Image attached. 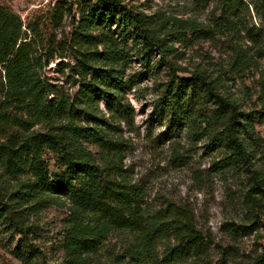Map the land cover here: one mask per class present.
I'll return each instance as SVG.
<instances>
[{
	"label": "rangeland",
	"instance_id": "1",
	"mask_svg": "<svg viewBox=\"0 0 264 264\" xmlns=\"http://www.w3.org/2000/svg\"><path fill=\"white\" fill-rule=\"evenodd\" d=\"M96 1L0 0V5L21 18L23 35L36 40L39 50L48 48L54 53L44 73L61 95L78 91L75 64L86 49L80 38L74 39V32L81 11ZM120 1L149 16L163 41L162 48L152 52L132 39L125 43L115 26L94 32L103 41L110 36L121 51L124 92L135 108V118L111 133L123 142L120 166L126 182L141 191L146 216L163 223L153 251L155 264H258L264 258V185L252 197L248 192L254 184V170L264 176V50L252 46L245 33L240 35L228 25L219 27L221 12L215 0ZM246 20L249 25L254 22L248 16ZM104 45H99L100 52ZM259 55L262 58L257 60ZM247 56L255 60L243 64ZM169 64L177 78L205 72L234 96L244 114L242 125L253 153L247 169L217 168L229 154L225 149H209L204 122L215 106L198 100L187 112L190 89L180 102L166 98L173 79ZM100 110L109 117L103 101ZM48 130L42 125L34 128L36 132ZM3 142L6 139L0 137ZM88 148L94 152L95 165L105 168L112 156L95 146ZM44 159L53 176L61 173L56 154L47 152ZM33 181L30 171L12 178L0 167V186H5L0 202V264H64V230L72 206L67 195L30 202L32 198L24 193ZM17 220L23 223L26 237L15 231ZM185 222L200 235L203 251L172 262L167 253L177 247L176 228L182 230ZM21 244L30 247L23 249L22 258L16 256ZM134 244V235L115 232L93 255L92 264H127L124 256Z\"/></svg>",
	"mask_w": 264,
	"mask_h": 264
},
{
	"label": "trees",
	"instance_id": "2",
	"mask_svg": "<svg viewBox=\"0 0 264 264\" xmlns=\"http://www.w3.org/2000/svg\"><path fill=\"white\" fill-rule=\"evenodd\" d=\"M215 1L221 12L219 27L228 25L240 35L245 33L244 38L252 46L259 45L264 50V0ZM247 16L254 21L252 25L247 24ZM53 19L58 23L56 16ZM114 26L125 43L132 39L134 44H143L145 50L152 52L163 46L145 13L120 0L90 3L88 10L81 11L74 32V39L80 38L86 49L85 53L80 51L81 59L75 64L80 79L74 83H79L78 91L61 95L44 73L54 53L48 48L39 50L36 40H30L27 34L24 38L21 18L0 5V137L6 139L0 144V167L12 178L27 171L32 173L34 181L29 183V192L24 193L32 198L30 202H47V196H68L72 211L64 230V264H92L93 255L102 250L115 232L135 236L134 246L124 256L127 264H155L153 251L162 232L163 223H158V217L146 216L141 191L126 182L120 166L123 142L113 139L111 133L117 132L121 123H133L135 118V108L124 92L121 51L110 36L105 41L94 36L96 30H111ZM100 44H105L101 52ZM261 58L259 55L257 60ZM254 60L247 56L243 64ZM168 66L173 70V79L166 98L180 102L190 89L187 112L198 100L215 106L204 122L209 149H225L229 154L216 164L217 168L247 169L253 153L242 125L244 114L234 96L205 72H194L191 78L181 79L172 65ZM102 101L108 118L100 110ZM38 125L49 130L34 131ZM88 146L112 156L105 168L95 165L94 152ZM47 152L58 156L60 174L50 173L44 159ZM253 174L250 197L264 185V176L256 170ZM4 190L1 185L0 202ZM17 221L13 223L15 231L26 237L23 223ZM176 233L177 247L167 253L172 262L202 254L203 241L190 223L185 222L182 230L177 226ZM28 248L21 244L16 256L22 258L23 249ZM258 264H264V258Z\"/></svg>",
	"mask_w": 264,
	"mask_h": 264
}]
</instances>
